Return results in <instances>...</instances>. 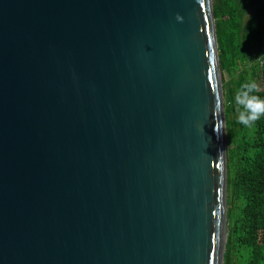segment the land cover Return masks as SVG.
<instances>
[{
    "label": "water",
    "instance_id": "1",
    "mask_svg": "<svg viewBox=\"0 0 264 264\" xmlns=\"http://www.w3.org/2000/svg\"><path fill=\"white\" fill-rule=\"evenodd\" d=\"M226 148L212 0H0V264H223Z\"/></svg>",
    "mask_w": 264,
    "mask_h": 264
},
{
    "label": "trees",
    "instance_id": "2",
    "mask_svg": "<svg viewBox=\"0 0 264 264\" xmlns=\"http://www.w3.org/2000/svg\"><path fill=\"white\" fill-rule=\"evenodd\" d=\"M245 4L255 5L249 14ZM221 74L225 137L227 225L223 264H264V116L244 126L235 95L264 81V0H212ZM249 14V15H248ZM264 100V90L251 93Z\"/></svg>",
    "mask_w": 264,
    "mask_h": 264
},
{
    "label": "clouds",
    "instance_id": "3",
    "mask_svg": "<svg viewBox=\"0 0 264 264\" xmlns=\"http://www.w3.org/2000/svg\"><path fill=\"white\" fill-rule=\"evenodd\" d=\"M175 19L181 21V16L177 14ZM256 89L257 84L255 82L243 84L234 98L235 103L243 108V111L239 112L238 122L244 126H250L264 116V100L251 94Z\"/></svg>",
    "mask_w": 264,
    "mask_h": 264
},
{
    "label": "rangeland",
    "instance_id": "4",
    "mask_svg": "<svg viewBox=\"0 0 264 264\" xmlns=\"http://www.w3.org/2000/svg\"><path fill=\"white\" fill-rule=\"evenodd\" d=\"M245 6H246V7H244V8L248 11L249 14L253 11V9H254V7H255V5H253V6L251 5V6H249L248 4H245ZM249 14H248V15H249ZM257 87H258L259 90H264V82H262V81H258V82H257ZM227 205H228L229 208H233L232 205H231V203H230V200H229V202H228Z\"/></svg>",
    "mask_w": 264,
    "mask_h": 264
},
{
    "label": "built area",
    "instance_id": "5",
    "mask_svg": "<svg viewBox=\"0 0 264 264\" xmlns=\"http://www.w3.org/2000/svg\"><path fill=\"white\" fill-rule=\"evenodd\" d=\"M262 51H263V53L258 58V63H259L260 66H262V64L264 63V46L262 47Z\"/></svg>",
    "mask_w": 264,
    "mask_h": 264
}]
</instances>
